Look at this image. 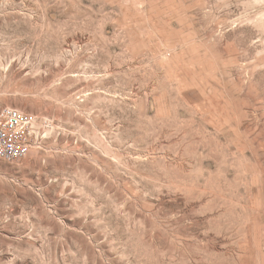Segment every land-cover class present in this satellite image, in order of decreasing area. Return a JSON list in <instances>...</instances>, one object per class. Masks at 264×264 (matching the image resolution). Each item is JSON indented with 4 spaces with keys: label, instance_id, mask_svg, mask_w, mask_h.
I'll use <instances>...</instances> for the list:
<instances>
[{
    "label": "rangeland",
    "instance_id": "374dc122",
    "mask_svg": "<svg viewBox=\"0 0 264 264\" xmlns=\"http://www.w3.org/2000/svg\"><path fill=\"white\" fill-rule=\"evenodd\" d=\"M0 264H264V0H0Z\"/></svg>",
    "mask_w": 264,
    "mask_h": 264
},
{
    "label": "built area",
    "instance_id": "2783aa9c",
    "mask_svg": "<svg viewBox=\"0 0 264 264\" xmlns=\"http://www.w3.org/2000/svg\"><path fill=\"white\" fill-rule=\"evenodd\" d=\"M46 120L12 107L0 109V160L18 163L42 142L41 127Z\"/></svg>",
    "mask_w": 264,
    "mask_h": 264
}]
</instances>
